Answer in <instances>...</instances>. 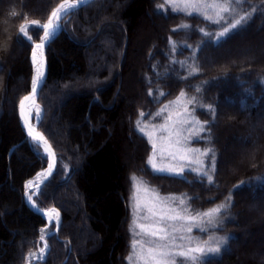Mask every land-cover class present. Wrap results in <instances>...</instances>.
I'll return each instance as SVG.
<instances>
[{"label":"trees","instance_id":"16d2710c","mask_svg":"<svg viewBox=\"0 0 264 264\" xmlns=\"http://www.w3.org/2000/svg\"><path fill=\"white\" fill-rule=\"evenodd\" d=\"M219 1L229 7L212 16L220 23L167 0H94L63 19L47 47L49 74L38 97V130L58 165L34 199L41 210L57 208L62 223L47 236V258L35 264H130L129 154L142 163L147 143L136 123L141 111L151 116L181 92L195 98L192 108L206 124L195 144L212 149L205 161L212 182L193 171L166 178L150 171L149 180L162 193L188 195L202 211L228 204L212 230L226 243L206 264H264V54L253 42L264 37V0ZM63 2L0 0V264H26L47 226L24 197L26 183L49 159L20 123L35 66L33 44L18 42V29L26 22L38 43L42 30L31 21L46 23ZM148 13L154 25H147ZM241 16L246 19L219 38ZM229 46L233 53L225 52ZM240 137L245 147L236 158L226 144Z\"/></svg>","mask_w":264,"mask_h":264},{"label":"snow or ice","instance_id":"6c2138e0","mask_svg":"<svg viewBox=\"0 0 264 264\" xmlns=\"http://www.w3.org/2000/svg\"><path fill=\"white\" fill-rule=\"evenodd\" d=\"M169 4H175L177 2L182 3L185 7H191L195 9L198 13L200 12V8H214L217 9L216 15L219 16L221 12L227 13L229 12V7L227 5L221 4H208L207 0H167ZM235 2V0H233ZM67 5V6H66ZM78 5L76 3H72L71 0H64L63 3H60L55 10L51 12L50 17L47 22L44 24H40L39 21L32 20L31 25L38 26L42 30L43 41L41 43H35L33 40V36L29 34L27 30V23L21 24L18 29L20 36L18 37V42L20 40H27L31 44H33V52H32V60L35 67V75L32 80L31 86V94L29 96H25L20 102L21 116L25 120V123L28 127V134L32 137L34 141L38 144L41 142L45 146V151L52 157L53 164L55 163V154L51 150V146L48 144L47 140L39 133L35 132L31 127V124L28 123V117L25 116L24 107L26 101H31L33 104L36 103L35 96L37 94V90L42 83L43 78V67L42 61L37 59L36 50H42L45 47V43L51 40V38L55 35L56 31L60 28V21L62 20V15L66 17L69 15ZM188 15H192V12H188ZM11 16L15 17L17 13L13 10L10 13ZM204 18L212 21L213 23H220V20H212L211 16H208L206 13L204 14ZM26 19V18H25ZM223 17H221V20ZM246 17L241 16L239 19L235 20L234 23L225 24L223 30L219 33V38L224 37L231 29H236L237 26L241 24ZM204 32L203 29L200 30ZM204 35H208L207 32H204ZM151 94V93H150ZM181 97L185 95V93L181 92ZM195 98L189 101V103L194 102ZM178 102V101H177ZM211 110V106H209ZM165 109H161V112L157 115L162 114ZM184 113H188V109H184ZM183 115V114H181ZM190 117V113L188 114ZM143 116V113H141ZM37 120L39 119V110L37 108L36 113ZM167 119H171V115L167 117ZM138 126L140 122L138 121ZM189 124L195 123L199 124L200 132L206 131L205 125L201 124L199 121H193L190 118L179 119L173 122L172 128L173 131H169V126L165 124L159 125V131L163 133H167L166 136L162 137V139L169 141V144L166 145L165 148L161 150V158L164 157V153L167 152V158L177 159L179 158L181 161H187V163H200L202 162L190 159L188 157V153H199V155L208 156L209 153L212 152L211 148H208L201 152L199 149H193L189 147H184L182 145V141L179 139L181 136V132L176 129V124ZM144 127H147L145 125ZM144 127H140V131L144 132ZM155 127V126H154ZM191 133L192 129L188 130ZM148 135L147 133H145ZM199 134V133H198ZM175 136V141H172V137ZM153 157L149 159L148 163L151 165V168L154 172L161 175V178H166L171 175H181L184 171L183 167L175 168L172 166L160 167L155 162V153L157 150L156 143L152 144ZM52 165H49L46 172L40 173V176L51 175L52 173ZM211 168L214 170L215 168V158L214 156L211 159ZM192 171L196 172L199 175H206L209 183L212 182V177L207 175V173H201L199 168H193ZM39 180V176L37 177ZM134 193H133V202L136 208V211H141V208L147 213L143 217L144 220L151 221L150 223H137L136 228L139 229L138 232H134V235L147 237L146 240H134L132 243V255L128 257L130 264H177V258L180 259V264H206V260L204 259L210 254H219L221 251V246L226 243V238L218 237L214 234H211L210 230L215 229L220 226L222 223V215L226 214V210L228 208V204H219L216 207L210 208L204 212H196L192 214L190 207H173L171 203L176 199H179L180 205H185V200L183 198H160L158 193H155L156 199L145 203L143 206L140 205L138 193L140 191V185L143 183L138 180L137 177H132ZM32 181H29L28 187H32ZM145 192H148L149 189L147 187L144 188ZM29 201L32 200V197H28ZM52 212H56L55 209ZM58 217V213H56ZM58 227V220H57ZM193 227H196L200 230V232H209L210 234L204 240H200L191 236L193 231ZM43 240L44 237L41 236ZM47 248V244L45 243V247L41 249V252H44Z\"/></svg>","mask_w":264,"mask_h":264},{"label":"rangeland","instance_id":"374dc122","mask_svg":"<svg viewBox=\"0 0 264 264\" xmlns=\"http://www.w3.org/2000/svg\"><path fill=\"white\" fill-rule=\"evenodd\" d=\"M208 4H221L219 0H207ZM174 5L179 6V8H181V10H184L185 12H197L195 9L191 8V7H185L184 4L182 3H175ZM217 9L214 8H204L201 7L200 8V12L202 14H207L208 16H216V17H220V15H216ZM198 13V12H197ZM65 17L63 16L61 22H60V28H62V21ZM147 25H154L155 24V18L152 16L151 13L147 14ZM264 33V32H263ZM264 35V34H263ZM263 38H259L257 40H254L253 42H259L260 43V49L258 51V55L264 54V40L261 41ZM245 40H241V43L244 42ZM40 42V41H39ZM249 42V43H248ZM246 41L245 43L251 44L252 42ZM91 47H88V52L87 55L88 57H92L93 56V52H90ZM227 50L225 52H227L228 54L232 51L233 53V49L231 46H229L228 48H226ZM90 50V51H89ZM37 52V50H36ZM247 52V51H246ZM231 53V54H232ZM240 53H235V55L240 58L243 55H240ZM257 56V55H256ZM245 58L242 57L240 58L241 60H243ZM36 67V66H35ZM35 70V68H34ZM35 75V73H34ZM39 97V96H38ZM191 100V98H189V96H187L186 94L181 97L178 96L177 98H175L172 101H169L168 103L164 104L162 107H160L158 110H155V112L153 114H151V116H148L147 113H144L141 111V113H143V116L140 115L139 118V126L138 123H136L137 126V130L139 131L140 134H142L145 138H146V144L144 145V149H145V156L143 158L142 163H139L137 161L134 160L133 158V154H131L130 152V161H129V171H128V192H127V196H128V204H129V230L130 233L132 235V241L134 240H146L147 237H144L142 235L137 236L134 235V232H138L139 229L136 228V224L137 223H150L151 221H147L142 219L141 217H143L144 215H146L147 213L143 210V208H141V211L137 212L134 202H133V193H134V186H133V181H132V177L135 176L138 178V180L142 181L143 183L140 185V191L138 193V197H139V202L140 205L143 206L145 203H148L154 199H156L155 197V193L159 194L160 198H164V197H168V198H183L185 200V205H180L179 204V199H176L174 202L171 203V206L173 207H190L191 208V212L192 214H195L196 212H204L202 210L193 208L190 204V199L188 197V195H178V194H171V193H162L159 190H157L154 186H152L150 180H149V176H150V171H153L151 168V165L148 163L149 159L153 157V150H152V144L156 143L157 145V150L155 153V162L157 163L158 166L160 167H167V166H172L175 168H180L183 167L184 171L181 175H171V176H177V177H181L185 172H190L192 171L193 168H199L201 173H205L208 171L207 166L205 164L206 161V157L207 156H203V155H199V153H188V157L190 159H195L198 160L200 162H202V164L200 163H192L189 164L187 163V161H181L179 158L173 160L170 158H167V152H165L163 155L165 158H161V150L163 148L166 147V145L169 144V141L162 139V137L166 136L167 133H163L159 131V125L161 124H167L169 126V131H173L172 125L173 122L179 120V119H184V118H190L193 121H199L201 124H204L206 126V124L202 121V119H200L194 112L193 108H192V103H189V101ZM36 101V98H35ZM178 101V102H177ZM231 107H234V105L232 103H228ZM37 108L39 110V119L42 116V112L41 109L38 106V98H37V103L34 104V110L32 113V123L33 125H36L38 120L36 118V113H37ZM166 111H164L162 114L157 115L158 113L161 112V109H165ZM187 108L188 109V113H184V109ZM190 113V117L189 114ZM183 114V115H181ZM169 115H171V119H167V117H169ZM137 121V122H138ZM57 123H60V121L57 120ZM145 125H147V127H144ZM155 126V127H154ZM140 127H144V132H141L139 129ZM200 125L199 124H195V123H189V124H176V129L181 132V136L179 137V139L182 141V145L184 147H189V148H193V149H199L201 152H203L204 150L201 149L199 146H197L195 143L202 139V135L205 132H200L199 131ZM206 128V127H205ZM189 129H192L191 133H189ZM262 131H264V129H262ZM145 133H147L148 135H146ZM199 133V134H198ZM176 137L173 136L172 137V141H175ZM223 140V142L226 141V138L223 137L221 138ZM239 141H237L234 145H232L230 142L228 144H226V149L228 151V153L233 154V156H235L234 151L236 152V158L240 157L241 158V153L244 151V141L243 138H237ZM34 142V141H33ZM227 142V141H226ZM35 143V142H34ZM37 144V143H36ZM130 144H132V140L130 138ZM45 152V151H44ZM46 154V152H45ZM47 155V154H46ZM238 155V156H237ZM48 156V155H47ZM49 159V157H48ZM235 159V158H234ZM231 163H232V159H231ZM49 164H50V159H49ZM228 164L227 166H229L230 168V161L228 160ZM49 167V165H48ZM48 169V168H47ZM46 170L41 171L42 172H46ZM154 172V171H153ZM194 172V171H193ZM40 173H38L36 175L35 178L31 179L30 181H34L39 175ZM196 173V172H195ZM29 181L27 182L28 185ZM147 187L149 189L148 192L144 191V188ZM27 186L25 187V191H26ZM29 196L32 197L34 203H35V197L38 195L35 194V191L31 190L28 192ZM252 201H258L257 199H253ZM261 205V203H264L263 199L259 201ZM36 204V203H35ZM57 213V212H56ZM59 215V214H58ZM60 221V216H59V220L58 223ZM49 224V223H48ZM54 226V227H53ZM53 227V229H52ZM57 229V221H53L51 225H49V229L42 231V236L44 237V239L42 240V247H40L37 251L30 253V255L28 256L27 259V263L29 264H35L37 262H40L41 260H45L47 258L48 253L47 249H45L46 252H41V249L45 247L44 242H47V236L50 233L55 232ZM211 229L210 232L211 234H214L215 236H217V233L214 231L212 232ZM210 233L209 232H200V230L196 227H193V231L191 233V236L200 240H204L208 237ZM251 236L250 233H247L244 238H249ZM46 255V256H44ZM132 255V253L130 254ZM210 255H215V254H210ZM180 259L181 258H177V264H180ZM129 262V261H128ZM26 263V264H27ZM130 263V262H129Z\"/></svg>","mask_w":264,"mask_h":264},{"label":"water","instance_id":"95a60500","mask_svg":"<svg viewBox=\"0 0 264 264\" xmlns=\"http://www.w3.org/2000/svg\"><path fill=\"white\" fill-rule=\"evenodd\" d=\"M94 0H78V1H72L71 0V2L72 3H76L78 6L73 10V11H77V10H79V9H81L82 7H84V6H87L88 4H90V3H92ZM61 32V29L51 38V40H49L48 42H46L45 43V47L41 50V56H42V58H43V63H44V75H43V78H42V83L40 84V86H39V88H38V90H37V94H36V96H35V98H36V103H37V98H38V96H39V94H40V91H41V89H42V87L44 86V84L46 83V81H47V78H48V74H49V57H48V53H47V46L56 38V36H58L59 35V33ZM43 41V36H42V38H41V40H40V42H38V43H41ZM33 52V51H32ZM33 61V60H32ZM35 66V65H34ZM31 94V89L23 96V98L25 97V96H29ZM22 98V99H23ZM19 117H20V123H21V126H22V128H23V130H24V132H25V135H26V138L28 139V140H32V141H34L33 139H32V137L31 136H29V134H28V127H27V125H26V123H25V120L22 118V116H21V109H20V105H19ZM42 118H40V120H41ZM40 120L37 122V124H36V127H37V130H38V124H39V122H40ZM38 132L46 139V137L38 130ZM47 140V139H46ZM35 143H37L36 141H34ZM47 142H48V144L51 146V150L54 152V154H55V163L53 164V160H52V157L48 154V152H46L45 151V146L43 145V143L41 142L40 144H38V145H40L43 149H44V151L46 152V154L48 155V157H49V159H50V164L49 165H52L53 167H52V173H51V175H46L44 178H43V180L40 182V183H38L37 184V186L36 187H34L33 189H31L32 191L34 190L35 192H36V194L37 193H39V191L49 182V180L52 178V176L55 174V172H56V169H57V165H58V160H57V155H56V152H55V150L53 149V147H52V145L49 143V141L47 140ZM29 191L28 190H26V192H25V202H26V204L33 210V211H35L36 213H38L39 215H41V216H43V217H45V218H47L50 214H51V212H52V210L53 209H55L56 210V212L59 214V216H60V221H59V223H58V227H57V229H56V231L55 232H53V233H50V235H53V234H58V232H59V229H60V226H61V223H62V215H61V212L57 209V208H51V209H48V210H41V209H39L35 204L34 205H32L31 204V202L29 201V199H28V195H29V193H28ZM53 222V221H52ZM52 222H49V225H51L52 224ZM49 225L47 226V227H45L43 230L45 231V230H48L49 229ZM47 244V252L46 253H48L49 252V247H48V243L47 242H44V244ZM44 256H46V255H44ZM41 261H43V260H41ZM27 264H29V263H27Z\"/></svg>","mask_w":264,"mask_h":264},{"label":"bare ground","instance_id":"6f19581e","mask_svg":"<svg viewBox=\"0 0 264 264\" xmlns=\"http://www.w3.org/2000/svg\"><path fill=\"white\" fill-rule=\"evenodd\" d=\"M67 6V5H66ZM62 15V18H63V14H61ZM61 22V21H60ZM60 29H58L57 31H56V33L59 31ZM55 33V34H56ZM37 59L38 60H40V61H42V67H43V75H44V63H43V58H42V56H41V50H37ZM35 99V98H34ZM33 110H34V104L31 102V101H26L25 102V107H24V113H25V116H27L28 117V123H30L31 124V127L34 129V131L35 132H37V133H39L38 132V130H37V127H36V125H33V123H32V113H33ZM40 134V133H39ZM45 176H40L39 175V180H37V178L34 180V181H32L33 183H32V187L31 188H29L28 187V185H27V190L28 191H31V189H33L34 187H36L37 186V184L38 183H40L42 180H43V178H44ZM31 202V204L32 205H34V201H33V199L30 201ZM47 220L49 221V222H52V221H57V220H59V215H58V217L56 216V212L54 213V212H51V214L47 217ZM44 252H46V251H44Z\"/></svg>","mask_w":264,"mask_h":264}]
</instances>
